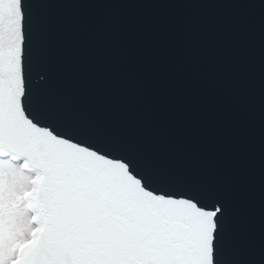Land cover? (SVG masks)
Masks as SVG:
<instances>
[{
	"label": "snow or ice",
	"instance_id": "obj_1",
	"mask_svg": "<svg viewBox=\"0 0 264 264\" xmlns=\"http://www.w3.org/2000/svg\"><path fill=\"white\" fill-rule=\"evenodd\" d=\"M0 264H264V0H0Z\"/></svg>",
	"mask_w": 264,
	"mask_h": 264
}]
</instances>
